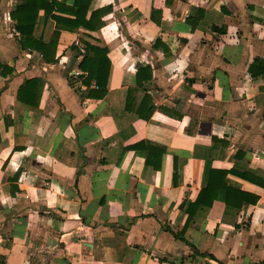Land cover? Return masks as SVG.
<instances>
[{"label": "crops", "instance_id": "crops-1", "mask_svg": "<svg viewBox=\"0 0 264 264\" xmlns=\"http://www.w3.org/2000/svg\"><path fill=\"white\" fill-rule=\"evenodd\" d=\"M19 1L0 0L14 70L0 77V264H264V77L248 73L264 61V0H92L111 9L102 28L60 32L53 65L19 51ZM53 31L39 12L34 38ZM82 41L108 50L101 100L68 78ZM33 78L37 109L16 101ZM128 90L131 111L150 99L147 122L125 111ZM211 170L254 177L224 182L257 201L229 208L220 190L185 226Z\"/></svg>", "mask_w": 264, "mask_h": 264}, {"label": "trees", "instance_id": "trees-1", "mask_svg": "<svg viewBox=\"0 0 264 264\" xmlns=\"http://www.w3.org/2000/svg\"><path fill=\"white\" fill-rule=\"evenodd\" d=\"M92 0H74L70 7H65L50 0H22L14 5V9L9 13V19L13 23V30L18 35V48L20 52L36 54L41 62L45 65L55 64L56 46L60 32H74L83 29L86 32L94 33L103 26L101 19L111 10L109 8L90 10ZM39 12L50 19L54 23V31L48 43L37 40L33 36V30ZM83 53L81 54L76 47H71L72 60L81 57L76 68L80 72V76L75 79L81 81V85L86 88L83 97L101 100L107 92V81L110 72V62L107 58L108 50L104 47L94 46L87 42H83ZM14 72L13 69L0 64V77L10 76ZM140 75L136 73L135 86L142 88L143 83L150 82L152 79L151 70L149 68L140 69ZM248 73L252 78L259 76L264 77V61L254 60L249 66ZM140 77V78H139ZM93 86V87H92ZM44 81L40 78H33L24 81L18 88L16 93V101L28 107L37 109ZM127 92L125 111L132 112L140 120L147 122L153 112L150 107L146 112L141 111V107L150 101L148 97H143L140 107L131 111L129 106V93ZM149 165V160H146ZM157 169V166H154ZM230 174L250 183L256 182L254 177L249 174H239L234 171L211 170L208 177L207 185L202 189L194 204L187 209V223L191 218V212L197 210L200 206L208 208L216 199L217 193L221 190L225 194V206L234 209H240L243 204L254 205L257 199L254 196L236 191L226 186L224 180ZM257 183V182H256ZM264 187V182L262 183ZM175 239L183 242L181 237L168 231Z\"/></svg>", "mask_w": 264, "mask_h": 264}, {"label": "built area", "instance_id": "built-area-1", "mask_svg": "<svg viewBox=\"0 0 264 264\" xmlns=\"http://www.w3.org/2000/svg\"><path fill=\"white\" fill-rule=\"evenodd\" d=\"M78 47H79V49H80V53L82 54V53H83L82 47H80L79 45H78ZM71 76H73L74 78H77V77L80 76V72H79V71H74V72L71 74Z\"/></svg>", "mask_w": 264, "mask_h": 264}, {"label": "rangeland", "instance_id": "rangeland-1", "mask_svg": "<svg viewBox=\"0 0 264 264\" xmlns=\"http://www.w3.org/2000/svg\"><path fill=\"white\" fill-rule=\"evenodd\" d=\"M37 63H38V62H37ZM70 77H71V78H70ZM68 78H69L70 84L73 85V86H75L76 84L74 83V80H73L74 77H73V76H69ZM70 79H71V80H70Z\"/></svg>", "mask_w": 264, "mask_h": 264}]
</instances>
